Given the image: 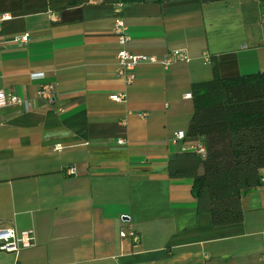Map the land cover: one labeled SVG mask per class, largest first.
Instances as JSON below:
<instances>
[{
    "label": "crops",
    "instance_id": "obj_1",
    "mask_svg": "<svg viewBox=\"0 0 264 264\" xmlns=\"http://www.w3.org/2000/svg\"><path fill=\"white\" fill-rule=\"evenodd\" d=\"M117 5L129 51L187 47L192 59L141 61L128 85L116 71ZM2 12L12 16L0 22V89L32 101L0 107V225L35 234L17 264H264V182L243 195L241 221L215 225L197 209L192 172L169 173L203 142L187 134L191 92L213 61L222 76L264 70V0H0ZM25 31L29 41H6ZM45 81L52 101L37 95ZM130 226L138 242L120 235ZM14 261L0 250V264Z\"/></svg>",
    "mask_w": 264,
    "mask_h": 264
},
{
    "label": "trees",
    "instance_id": "obj_2",
    "mask_svg": "<svg viewBox=\"0 0 264 264\" xmlns=\"http://www.w3.org/2000/svg\"><path fill=\"white\" fill-rule=\"evenodd\" d=\"M123 2L145 0H120ZM194 111L187 134L201 135L205 152H186L189 168L169 161V173L192 172L199 213L215 225L241 221V199L261 183L264 167V70L213 76L192 85Z\"/></svg>",
    "mask_w": 264,
    "mask_h": 264
},
{
    "label": "built area",
    "instance_id": "obj_3",
    "mask_svg": "<svg viewBox=\"0 0 264 264\" xmlns=\"http://www.w3.org/2000/svg\"><path fill=\"white\" fill-rule=\"evenodd\" d=\"M46 12L52 18V20H57L59 18L58 13L51 7H48ZM12 15L9 12L0 13V22L10 18ZM127 24L123 18V15L120 13V9L117 5L115 8V21H114V30L117 33L118 41L122 47L117 51V74L124 78V81L129 85L132 84L135 80V68L137 64L141 61H154L160 62L163 66L167 67L173 64L176 61H190L192 56L187 47H177L173 48L162 56H157L155 54H143L135 53L129 51L124 45L129 40L130 36L127 31ZM30 32L25 31L19 35H16L6 41L16 42L22 44L29 41ZM205 61L210 62L211 58L206 53L204 55ZM32 76H44L43 71L31 72ZM55 89L54 85L51 82L45 81L42 82L37 90V95L39 97L45 98L48 101H52L54 97ZM190 95V93H189ZM110 97L114 100H126L127 92H116L110 94ZM10 104H19L24 107V109H29L32 105L30 98L22 97L17 93L12 91H6L0 89V107L10 105ZM141 116L147 117L149 115L148 111H140ZM186 132L184 130H178L173 136V140L176 141L181 138H185ZM118 143H125L124 138H117ZM58 147H62L61 143L57 144ZM196 151L204 153L205 147L202 142L195 143L193 145ZM67 171L73 173L76 171L74 166H69ZM264 182V176L261 179ZM126 214H123L125 216ZM120 235L122 237H131L135 242H138L140 239V234L136 228L130 226L129 228H122L120 230ZM35 243V234L33 228H22L16 229L10 225H0V250L13 252L15 254V261L13 264H17L16 260L18 253L21 248L31 246Z\"/></svg>",
    "mask_w": 264,
    "mask_h": 264
},
{
    "label": "water",
    "instance_id": "obj_4",
    "mask_svg": "<svg viewBox=\"0 0 264 264\" xmlns=\"http://www.w3.org/2000/svg\"><path fill=\"white\" fill-rule=\"evenodd\" d=\"M258 71H260V70H258Z\"/></svg>",
    "mask_w": 264,
    "mask_h": 264
}]
</instances>
